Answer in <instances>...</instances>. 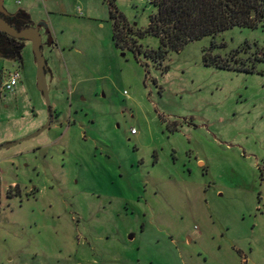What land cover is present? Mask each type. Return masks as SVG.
Returning <instances> with one entry per match:
<instances>
[{
  "label": "rangeland",
  "instance_id": "374dc122",
  "mask_svg": "<svg viewBox=\"0 0 264 264\" xmlns=\"http://www.w3.org/2000/svg\"><path fill=\"white\" fill-rule=\"evenodd\" d=\"M20 1L52 116L26 138L49 119L26 40L0 56V264H264V17L156 63L148 0Z\"/></svg>",
  "mask_w": 264,
  "mask_h": 264
},
{
  "label": "trees",
  "instance_id": "16d2710c",
  "mask_svg": "<svg viewBox=\"0 0 264 264\" xmlns=\"http://www.w3.org/2000/svg\"><path fill=\"white\" fill-rule=\"evenodd\" d=\"M151 4L155 5L157 11L150 16L149 27L145 31L137 30L136 35L141 37L150 33L160 39L161 45L157 50L144 51L156 63L163 61L169 50L180 51L189 42L204 37L214 38L234 27L256 28L257 19L264 17L263 0H160ZM17 14L30 17L22 10ZM111 18L114 20L113 40L122 48L120 31L127 23L114 10H111ZM211 47H214L213 41ZM131 49L142 51L136 41H133ZM206 55H210L209 52L205 53V58ZM261 61H264V57L259 56L249 62L253 63L255 69ZM223 66L230 65L223 63Z\"/></svg>",
  "mask_w": 264,
  "mask_h": 264
},
{
  "label": "water",
  "instance_id": "95a60500",
  "mask_svg": "<svg viewBox=\"0 0 264 264\" xmlns=\"http://www.w3.org/2000/svg\"><path fill=\"white\" fill-rule=\"evenodd\" d=\"M4 1L5 0H0V32H5L10 36H14L17 38L31 41L34 56L37 62V88L42 92L44 99L46 101V104H47L48 112H49V119L46 125H44L41 129H39L37 132L33 133L32 135L26 137V138H31L41 133L42 131H44L50 126L51 116H52L51 106H50V97H49V88H48V84H47L46 76H45L46 60L41 51L42 38H41L40 31H39L40 25L26 27L20 31L16 30V28L13 25H11L3 16L15 15L18 13V11L15 13H11L10 11H7V9L4 6Z\"/></svg>",
  "mask_w": 264,
  "mask_h": 264
},
{
  "label": "flooded vegetation",
  "instance_id": "af4514ba",
  "mask_svg": "<svg viewBox=\"0 0 264 264\" xmlns=\"http://www.w3.org/2000/svg\"><path fill=\"white\" fill-rule=\"evenodd\" d=\"M3 17L18 31L26 27L35 26L30 17L22 16L20 14L7 15ZM24 41L26 40L10 36L5 32H0V56L11 55L16 60H21L20 52L24 46Z\"/></svg>",
  "mask_w": 264,
  "mask_h": 264
},
{
  "label": "built area",
  "instance_id": "2783aa9c",
  "mask_svg": "<svg viewBox=\"0 0 264 264\" xmlns=\"http://www.w3.org/2000/svg\"><path fill=\"white\" fill-rule=\"evenodd\" d=\"M148 1L149 3H154L160 0H148ZM17 3L20 4L21 1L18 0ZM21 79H22L21 73L18 69L12 72L10 71L6 79L2 82L1 87L6 91L13 92L15 91V88L18 85V83L21 82ZM133 132H135V130H133Z\"/></svg>",
  "mask_w": 264,
  "mask_h": 264
},
{
  "label": "crops",
  "instance_id": "0c3cea01",
  "mask_svg": "<svg viewBox=\"0 0 264 264\" xmlns=\"http://www.w3.org/2000/svg\"><path fill=\"white\" fill-rule=\"evenodd\" d=\"M27 12V11H26ZM27 13H29V12H27Z\"/></svg>",
  "mask_w": 264,
  "mask_h": 264
}]
</instances>
